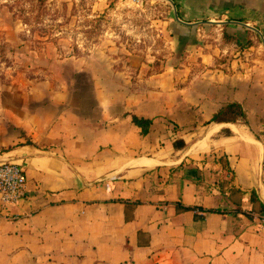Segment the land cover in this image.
Instances as JSON below:
<instances>
[{
	"label": "crops",
	"instance_id": "1",
	"mask_svg": "<svg viewBox=\"0 0 264 264\" xmlns=\"http://www.w3.org/2000/svg\"><path fill=\"white\" fill-rule=\"evenodd\" d=\"M166 1L164 63L47 60L40 96L6 106L20 143L0 162L28 180L0 264H264V53L244 44L264 0ZM232 101L245 118L210 120Z\"/></svg>",
	"mask_w": 264,
	"mask_h": 264
},
{
	"label": "rangeland",
	"instance_id": "2",
	"mask_svg": "<svg viewBox=\"0 0 264 264\" xmlns=\"http://www.w3.org/2000/svg\"><path fill=\"white\" fill-rule=\"evenodd\" d=\"M169 4L166 0H0V152L19 142L9 139L15 128L5 116L6 106L40 96L36 91L48 84L47 60L53 67L66 55L101 52L138 54L150 65L164 63L165 54L175 46ZM258 27L246 35L244 44L256 43L251 52L264 53V20ZM71 75L65 78L58 73L64 84L70 83Z\"/></svg>",
	"mask_w": 264,
	"mask_h": 264
},
{
	"label": "built area",
	"instance_id": "3",
	"mask_svg": "<svg viewBox=\"0 0 264 264\" xmlns=\"http://www.w3.org/2000/svg\"><path fill=\"white\" fill-rule=\"evenodd\" d=\"M27 180L24 162L17 160L0 162V214L2 216L11 219L18 217L12 208L24 197Z\"/></svg>",
	"mask_w": 264,
	"mask_h": 264
},
{
	"label": "trees",
	"instance_id": "4",
	"mask_svg": "<svg viewBox=\"0 0 264 264\" xmlns=\"http://www.w3.org/2000/svg\"><path fill=\"white\" fill-rule=\"evenodd\" d=\"M245 118L246 113L241 103L237 101H232L221 107L210 119L211 121H226L237 118ZM133 120L142 127V132H147L151 120L149 118L139 117L133 115ZM225 132L230 133V129L225 128ZM185 144L183 139L175 140V146H183Z\"/></svg>",
	"mask_w": 264,
	"mask_h": 264
}]
</instances>
